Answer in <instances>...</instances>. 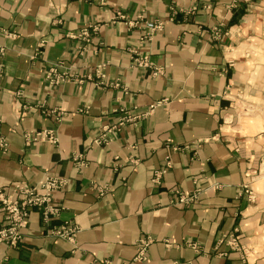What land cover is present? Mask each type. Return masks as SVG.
Here are the masks:
<instances>
[{
    "label": "crops",
    "instance_id": "obj_1",
    "mask_svg": "<svg viewBox=\"0 0 264 264\" xmlns=\"http://www.w3.org/2000/svg\"><path fill=\"white\" fill-rule=\"evenodd\" d=\"M0 47V189L67 181L58 218L35 211L0 262L264 264V0H0ZM53 68L71 80L50 85ZM45 130L58 145H26ZM177 191L198 199L174 205ZM65 224L73 241L51 237Z\"/></svg>",
    "mask_w": 264,
    "mask_h": 264
},
{
    "label": "built area",
    "instance_id": "obj_2",
    "mask_svg": "<svg viewBox=\"0 0 264 264\" xmlns=\"http://www.w3.org/2000/svg\"><path fill=\"white\" fill-rule=\"evenodd\" d=\"M145 24L146 30L142 36V42L151 40L155 33L161 32L164 29V23L159 21L146 22ZM215 34L220 35L221 29H216ZM81 36L85 39H89V31H83ZM5 56L6 49L0 47V86L4 77ZM132 56L135 66L144 70H151L152 75L155 77L163 74V71L160 68L156 67L147 57L143 56L141 53L133 51ZM98 76L101 75L98 74ZM101 78H103V76H101ZM46 79L48 80L49 84L53 86H59L71 80L70 76L67 74L60 75L57 69L54 68L47 75ZM117 86L118 85H116V87ZM153 109L154 107H151V111ZM134 120H136V118L129 116L124 117L120 123V126L122 127L125 123H130ZM1 125L2 121L0 119V129ZM24 141L28 146L36 143H50L55 146L59 144V139L55 131L46 130L40 132L24 133ZM104 143H108L106 136H103L102 140L96 141V144L99 145ZM0 148L4 152H7L9 149V143L7 139L1 136V134ZM166 172L167 170L157 173L155 182H158L161 176ZM256 177H258V175ZM66 186L67 181L65 179L47 175L43 182L38 185H32L28 182L17 183L10 189V193L8 194L5 193L3 189H0V211L5 214V222L0 227V248L6 247L10 249H17L19 247L20 243L23 241V232L29 226L31 216L35 211L41 213L42 219L45 223H49L52 219L58 218L62 209L54 205V196L57 192L64 190ZM244 192L250 203H254L256 201V194L249 185H244ZM101 195H103V192H101ZM175 195L177 198L173 202L174 205H189L198 199V192L189 194L177 191ZM77 233L78 228L70 224H65L50 231L51 237L68 241H73ZM229 239L232 249L237 251L240 249L243 250V248L239 245L237 238L230 237ZM149 244L150 241L142 240L140 242V253L138 259L145 260V253ZM0 264L5 263L0 262ZM244 264L250 263L244 261Z\"/></svg>",
    "mask_w": 264,
    "mask_h": 264
}]
</instances>
